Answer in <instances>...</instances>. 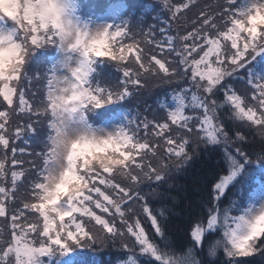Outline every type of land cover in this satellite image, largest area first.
<instances>
[{"label": "trees", "instance_id": "1", "mask_svg": "<svg viewBox=\"0 0 264 264\" xmlns=\"http://www.w3.org/2000/svg\"><path fill=\"white\" fill-rule=\"evenodd\" d=\"M77 1L94 18L118 9L124 32L87 82L84 111L95 125L124 115L130 142L78 165L61 200L77 201L74 216L54 223L40 188L50 49L26 51L10 79L0 64V264H29L5 254L16 242L41 264H128L132 253L137 264H264V223L246 241L230 237L264 183V9L255 18L254 0ZM175 93L186 98L188 124L165 107ZM208 118L223 144L209 143ZM226 150L242 154L243 170L218 196L232 170ZM213 217L198 243L195 225Z\"/></svg>", "mask_w": 264, "mask_h": 264}, {"label": "rangeland", "instance_id": "2", "mask_svg": "<svg viewBox=\"0 0 264 264\" xmlns=\"http://www.w3.org/2000/svg\"><path fill=\"white\" fill-rule=\"evenodd\" d=\"M250 5L254 17H259L264 5L256 0L250 1ZM117 10L113 8L108 15L93 19L79 16L75 0H0V60L2 62L23 49L18 38V28L27 21L34 23L39 19L45 24L48 22L53 24L56 36L62 40L54 68L51 69L49 83V99L55 117L51 126L53 130L51 141L54 148L51 149L50 160L45 167L44 182L40 186L46 205L44 210L54 223H56L55 219L61 220L62 216L72 215L76 210L74 204L77 201L68 200L69 194L65 201L61 202L64 194L60 192L70 179L77 177L74 164L76 156L92 148L91 146L121 147L126 140H129L122 127L124 115L115 116L95 126L88 122L83 112V101L88 96L84 81L89 79L92 71L85 49L91 44H99L123 32L116 22ZM164 104L173 120L181 122L182 119L189 118L186 114L188 103L181 93L173 94L171 102ZM193 105L190 104L192 112L197 110ZM193 114H196V111ZM204 121L206 122V118ZM208 126L211 128L208 135L209 143L223 144L226 136L222 133L223 129L219 121L208 118ZM226 157L229 164L231 163L229 169L231 167L232 170L218 181L216 186L218 196L224 194L243 170L242 154L234 151V154L227 153ZM80 208L85 209L81 205ZM49 217H46L48 222L51 221ZM263 223L264 186H261L252 193L247 207L234 218L230 237L235 241L243 242L246 238L252 237ZM216 224L217 219L213 217L209 222L202 221L195 225L193 236L198 243H201L203 236L213 230ZM50 228L53 230V226ZM8 247L4 249L5 254H9L10 246ZM11 248H13L12 255H15L13 259H23L29 264H41L33 249L27 245H19L16 242ZM145 251L152 257L158 256L156 250L150 247H146ZM45 255L42 251L39 254L40 257ZM135 255L132 253L128 264H137ZM3 258H7V255H3Z\"/></svg>", "mask_w": 264, "mask_h": 264}]
</instances>
